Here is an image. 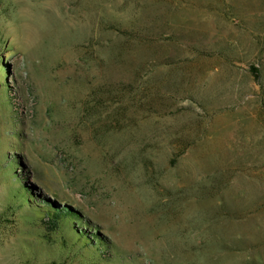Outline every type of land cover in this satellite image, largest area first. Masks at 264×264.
<instances>
[{
  "label": "rangeland",
  "instance_id": "obj_1",
  "mask_svg": "<svg viewBox=\"0 0 264 264\" xmlns=\"http://www.w3.org/2000/svg\"><path fill=\"white\" fill-rule=\"evenodd\" d=\"M0 264H264V0H0Z\"/></svg>",
  "mask_w": 264,
  "mask_h": 264
},
{
  "label": "trees",
  "instance_id": "obj_2",
  "mask_svg": "<svg viewBox=\"0 0 264 264\" xmlns=\"http://www.w3.org/2000/svg\"><path fill=\"white\" fill-rule=\"evenodd\" d=\"M63 213L66 214V211L63 212ZM63 213H61V214H63ZM49 216H50V219H48V220H49L50 223H54V224H56V223H58L57 221L61 219L60 211H59V210H58V211H54L53 214H51V213L49 214V213H48V214H47V218H49Z\"/></svg>",
  "mask_w": 264,
  "mask_h": 264
}]
</instances>
